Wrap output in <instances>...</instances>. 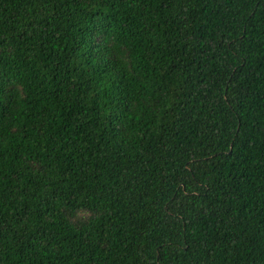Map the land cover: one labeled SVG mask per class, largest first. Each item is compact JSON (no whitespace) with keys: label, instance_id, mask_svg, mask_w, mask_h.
<instances>
[{"label":"trees","instance_id":"1","mask_svg":"<svg viewBox=\"0 0 264 264\" xmlns=\"http://www.w3.org/2000/svg\"><path fill=\"white\" fill-rule=\"evenodd\" d=\"M0 264H264V0H0Z\"/></svg>","mask_w":264,"mask_h":264}]
</instances>
